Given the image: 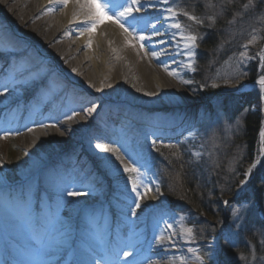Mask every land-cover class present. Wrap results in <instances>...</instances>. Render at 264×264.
I'll return each mask as SVG.
<instances>
[{"label":"bare ground","instance_id":"1","mask_svg":"<svg viewBox=\"0 0 264 264\" xmlns=\"http://www.w3.org/2000/svg\"><path fill=\"white\" fill-rule=\"evenodd\" d=\"M83 2L80 0L78 4L77 0H69L65 7L49 3V0H0V122L4 127L18 128L19 137L35 159L27 184L37 186L34 174L43 170L47 176L45 182L54 189L58 186V169L75 181L85 173L82 184L68 190L84 194L68 197L69 207L80 220L79 225L90 226L102 237L113 236L115 229L118 230L113 223L117 212L110 208L108 199L120 200L130 209L125 235H132L134 228L139 232L138 239L134 234L132 237L137 241L139 253L144 254L142 264H181V256L185 257L186 264H193L188 262L192 259V254L187 252L191 244L185 243L186 237H181L180 230L181 223L185 227L189 221H181L178 212L170 213L166 199L159 191L145 194L139 201L141 207L135 208L126 195L130 186L123 178L128 174L120 166V161L125 162L113 146L117 145L129 156L134 152L132 144L144 135L153 139H172L187 128L196 103L189 100L188 94L175 91L177 87L187 89L182 81L188 73L187 67L183 66L185 58L176 54L175 42L155 43L157 39L169 41L165 28L159 25L161 36L155 37L152 44L146 43L144 49L139 47L135 33L131 44L128 43L129 34L107 17L97 24L95 31H89L90 22L84 20L88 9L80 6ZM100 2L104 3V0ZM108 2L112 6L117 4V0ZM114 15L109 12V16ZM141 15L155 23L153 17L158 13L141 9ZM129 24L125 26L129 27ZM129 33H132L131 27ZM14 38H20L16 45L11 42L16 43ZM23 41L28 43V50L22 49L20 43ZM3 42H7L5 45L11 51L22 50L21 54H4ZM161 49H166L167 54L158 58L152 56V51ZM30 50H38L37 57L24 61ZM41 55L51 58L62 76L53 78L50 74L30 86V80L38 76L43 67L42 64L39 66ZM27 66L33 68L30 75L22 71V67ZM114 85L122 99L119 103L105 104L115 91ZM95 92L97 95L92 97ZM54 93L56 95L52 96ZM99 96L105 101L96 106ZM163 97L172 102L167 105L168 110L160 106ZM93 107L95 111H87ZM34 110L36 113L33 114ZM69 116L72 119H68ZM109 134L113 136L103 143L101 139ZM1 140L0 137V260L4 250L8 251L12 263L18 260L22 264H42L43 261L47 264H111V258L124 260L131 241L121 247L111 242L106 252L99 251V248L78 244L76 233H70L62 218H56L48 227L45 222L49 212L37 201L39 197L21 189L27 184L11 188L2 181L5 149ZM90 142H94L90 145L92 148ZM96 144L114 151L101 152L95 148ZM128 156L126 159L136 165L135 159ZM93 182H98L96 189L88 191ZM37 191L46 197L45 189L37 187ZM133 210L136 215H132ZM155 220L160 221L161 226L155 224ZM166 224H172V229L163 231ZM162 231L165 241L160 244L158 237ZM172 233H175V245L167 239ZM38 236L41 245L33 246L31 242H36ZM40 247L46 248L49 254L42 255Z\"/></svg>","mask_w":264,"mask_h":264},{"label":"rangeland","instance_id":"2","mask_svg":"<svg viewBox=\"0 0 264 264\" xmlns=\"http://www.w3.org/2000/svg\"><path fill=\"white\" fill-rule=\"evenodd\" d=\"M197 1L198 0H194V3L197 4ZM233 1L234 0H204V4H215L217 5V7L215 9H206L204 7V10L201 9L202 13H204L197 14L198 12L196 13L192 8H190V6H188L189 4H187V0H179L177 11L183 9L188 11L190 14L197 15L200 18H204L206 15L211 14L213 11L218 12L220 10V3L223 2L228 5L232 4ZM247 3L248 1L245 4ZM124 4L125 0H119L117 1V4L114 5V7H117V5L122 6ZM234 15V22L229 23V21H233ZM221 17L222 16H218L217 19ZM261 17H264V4L259 3V0H254L253 7L250 9H245L242 6L239 12L232 14V16L227 21V25L224 28L216 31V33H218L219 37L221 38L220 49L215 53L210 54V56L205 61V66L202 67L203 69L200 72H192L187 68L188 73L184 77H182V81L186 84L187 89L185 90L184 88L177 87L175 91L177 93L184 92L186 95H189V100H192L196 103L193 108L197 116L195 115L193 117V119L191 120V125L189 127L190 129L193 128L192 132L194 133L189 138H185V140L187 139V141H185V143H182L183 147L177 146L170 150L171 147L164 146H171V144H161V146L163 147L158 148V145H155V143L153 144L154 140H151V138L150 140L144 137L143 139L138 138L137 141L132 144V147L134 148L133 151L135 153L134 156L138 158L136 159L132 155L128 156L124 154L117 145H113L120 155V158L129 167L133 166L134 164L130 163L126 159V156L133 157L135 160L139 161V163H135V166L137 168H140L141 171L145 173V183L150 182V186H152L153 189L150 192L157 191L156 186L158 185L159 193L161 194V196L165 197L170 207L172 206V199L166 194L165 191H162V183L160 180L162 178H159V176L161 177V175L164 176L165 174L167 175V173L168 175L169 173H172L167 170V168H164V160L166 159V157H168L170 160L174 159L173 163H175V161H180V159L181 161L184 160V162L188 163L187 166L190 169L193 168L194 171L199 168L200 170L198 172H194V175L197 176L198 181L199 179H205V181H207V184H209L207 188H210V186L213 187V185L215 184V181L212 182L211 179L218 176L217 172L223 170L226 172L228 171L229 174L230 172L234 173V177L236 178V182H234L235 185L230 183V179H227L228 175H221V178L223 179L222 182L227 183L224 184L226 185L225 188L228 187L232 190L229 193H225L226 195H224L219 200L218 207L217 209H215L218 217H214L212 215L210 216L205 211H202L200 214H198L192 209L189 210L188 206H176L179 209V213L177 215L180 217L183 216L185 220L189 221L188 225L186 224L185 227H193L194 229L196 242L194 244H191L189 247H199L201 249L199 254L204 257V264H249V260H245L246 258L243 253L232 254V252H225L223 254V244L221 238L229 236L231 237L229 242L233 247L239 244L241 241H244L247 245H249L248 248L251 247V249L255 252V248L251 245L250 241L245 238V231L243 230L244 227H242L243 214L247 207L252 204V200L249 202H244V200L246 199L244 198L243 194L246 189V184L241 187L240 182L248 178L245 177L244 173L254 163H249L242 160L247 148L246 146H244V144L242 145L240 142L236 141L242 135V130L244 127V116H242V127L237 129L235 127V118L241 117L242 113H235L232 115L227 114V112L221 111V105L223 104L222 95L224 94L240 95L259 92L257 88L253 87V82H251L249 78V75L251 74V72H253V70H255V73L258 72V60H250L247 64L241 63L239 64V66L237 65V60L239 52L244 50L241 45L246 43L252 37V35L257 36V42L254 45L249 46V56H255V54L261 48H264V18ZM178 19L181 24L184 25L188 29V31L193 34H203L205 37L209 35L210 30L213 29H210L208 27L209 21H207L206 19L204 25H197L194 21L189 20L183 15H180ZM14 39L16 43L11 41L12 44L16 45L20 42V38ZM6 43H4V46H2V52L4 54H6L7 52H11L12 54H21L22 50L15 49L14 51H11L7 49V46L5 45ZM20 45H23L22 49H26L28 43L23 41V43H20ZM28 49L29 48H27V50ZM230 51H234V53L227 56ZM30 52L31 53H28L27 57L25 56V58H23L24 61L27 59L29 60L30 58L32 59L37 57L38 50H30ZM198 55L200 57V51L197 49L196 61ZM40 57L41 58L39 61L41 63L37 61V66L39 63V66L40 64H42L43 67L41 68V71H39V75L30 80V86L32 85L33 80L35 82H38L42 80L44 76H50V74H53V78H58L60 75L62 76L55 63H52L51 58H43L42 55ZM200 62L201 61L194 64V67L201 68ZM21 64H23V61H21ZM22 68V71L25 74L32 73V67L27 66ZM238 72H246L247 75H237ZM187 81H192V83H187ZM212 83L218 84L219 87H211ZM205 84H207L208 86L202 87V85ZM110 86L112 87L113 84ZM114 87L115 91L113 90V92H111L110 99L108 98L105 101L101 99V96L96 98V106L102 105L104 101L105 104L119 103L122 98L120 97V95H118V89L115 85ZM237 89L239 90L237 91ZM96 92L93 93L92 97L97 95ZM54 95L56 94L54 93ZM161 100L162 102H160V106L168 110L167 105H170L169 103H172L171 100L169 101L165 97H163ZM183 101L187 102L188 100L183 99ZM255 105V101H253L249 107L246 105L243 106V108L255 111L256 109L255 107H253ZM260 110L264 115V100H261L260 102ZM163 114L164 113H162V115ZM181 136L182 135L175 138L176 142L179 140H184V138H181ZM0 137L3 139L1 140L3 141L2 147L3 149H5L3 150L4 156L2 181H4L7 185H18L19 183L27 184L30 180V176H28L29 174H31L29 173V170H31L30 166H33L35 159L32 156L31 152L24 145L22 139L19 137L18 128H5L4 124L0 122ZM258 147L260 149L262 145L260 144V146ZM162 148H165L166 151L162 150ZM153 149H157V152L161 150V152H159V154H155L157 152H153ZM259 149L254 151V153L252 154V159H255V161L259 160L256 166L263 161L262 159H264V157L261 156ZM196 153H200V156L196 157ZM157 157H160L162 161L160 169L156 167V165H159L155 163V159ZM170 160L168 163H170ZM184 165L185 163L179 166L183 167ZM181 167L178 168L177 172L173 171L172 177L176 178L175 183L177 182V184L180 185V183L182 182L184 188L187 187L189 188L188 190L191 191H193L192 187L194 186L202 187L201 185H194V183L192 184L193 186H189L192 182L186 177L190 172L188 168H185V166L183 170ZM125 177L123 178V181L126 183ZM33 178L34 180H38V175L34 174ZM164 178L166 179L165 176ZM182 179L183 181H181ZM167 182L169 183L168 178ZM222 186L223 183H221V187ZM36 187L37 186L32 183L27 184V193L31 195L34 192L33 197L38 196V199L46 208H48L50 204H53V215L56 218L63 219L64 223L66 224L65 227H69L70 233H76L77 240H79L83 244L85 243V245L89 244L88 246H93V244L95 245V243H98L97 239L94 240L91 236L87 237V235L93 234L88 233V231L84 230V228L82 227L80 228L77 220L78 217L75 213L72 212L71 208L69 207L70 203L67 198L60 196L58 198H55V196H53L52 198L49 195H46V197L44 195L40 196L41 192H38ZM225 200L228 201L227 204L224 203ZM234 209H239V211L234 213ZM237 251H239V249ZM241 256H243L244 258L241 259ZM193 259L194 258L188 259V262H191L193 264H200L199 261Z\"/></svg>","mask_w":264,"mask_h":264},{"label":"snow or ice","instance_id":"3","mask_svg":"<svg viewBox=\"0 0 264 264\" xmlns=\"http://www.w3.org/2000/svg\"><path fill=\"white\" fill-rule=\"evenodd\" d=\"M179 0H125V4L120 6V8H115L112 6L108 0H104V3H101L100 0H84V2L80 5L82 8L88 9L87 14L85 15V22H90V28L89 31H95L97 24L103 23L104 19L107 17L108 19H111L114 23L118 24L121 29L125 31V33L129 34V40L128 43L131 44L132 42V34L135 33L134 38L138 40L139 47L141 49L145 48V44H152L155 37L161 36V33L159 31V27L165 28L166 34L169 35V41H165L163 39H157L155 43L157 44H165L168 42H175V51L176 54L181 55L185 58L184 67H187L192 72L197 71V67H194V64L197 63L196 56H197V49L199 48V42L203 40L204 35L203 34H193L188 29L181 24L178 17L180 15H183L187 17L189 20L194 21L197 25H204L205 19L209 21L208 27L214 28L216 24V20L218 16H222L224 11L226 10V3H220L219 4V11H213L211 14L206 15L204 18H200L197 15L190 14L188 11L181 9L180 11H177V5ZM49 3H56L62 6H67L69 3V0H49ZM77 3L80 4V0H77ZM259 3L264 4V0H259ZM254 0H248V3L245 4L243 7L245 9H250L253 7ZM160 6L159 8L157 6ZM204 7L206 9H215L217 5L215 4H208L205 3ZM107 9V11L105 10ZM141 9H144L145 12L148 9L155 10L158 15L153 17L155 20V23L151 22L150 20H145L143 16L141 15ZM109 12H114V16H109ZM264 18V17H261ZM235 15L233 17V21H229V23L234 22ZM123 21V22H122ZM129 21L131 23L129 24ZM141 22H143L141 26ZM129 24V27L132 28V33H129V27H126L125 25ZM187 33V34H186ZM83 35V33H81ZM257 42V36L252 35V37L244 44L241 45V47L244 49L243 51L239 52L238 54V60L237 65L243 63L247 64L250 60H258V79H256L253 82V87L257 88L260 93L261 100H264V48H261L255 56H249L248 49L249 46L254 45ZM90 46V44H89ZM220 47V46H218ZM167 50L161 49L159 51H152L153 57H159L160 55H166ZM167 68V65H165ZM75 71V69H73ZM175 74V73H170ZM237 75H247L246 72L244 73H237ZM187 83H192V81H187ZM208 85H202V87H207ZM211 87L216 88L219 87L218 84L212 83ZM7 89L5 88V91ZM239 89H237L238 91ZM148 95H152V93H148ZM255 107V106H253ZM250 109H245L244 113H242L241 117H236V124L235 127L239 129L243 125L242 116H245L247 112ZM88 112L95 111V107L87 109ZM68 119H72L71 116L68 117ZM31 131V129H29ZM259 142L262 145V147L259 149L261 156H264V127L260 129L259 132ZM155 143V142H153ZM123 147V145H121ZM95 148L100 150L101 152H110L114 151L112 149L107 148L105 145L102 144H96ZM127 151V148H125ZM175 155V154H174ZM196 157L200 156V153L195 154ZM116 159L119 160V157H116ZM259 162V160L254 161V163L249 167V169L244 173L245 177H248L252 173V169L256 167V164ZM2 163V162H0ZM139 163V161H137ZM120 166L122 167V170L124 173H127L128 175L125 177L126 184L130 186L131 192L135 194V198L133 199V204L135 205V208H140L141 205L139 203L140 200L143 199L144 195L147 194L152 190L149 183H145L144 176L145 173L141 171L140 168H137L135 165L129 167L126 164H123L122 161H120ZM247 183V180H243L240 182V186L243 187L244 184ZM157 191H159L158 185ZM68 195L70 196H80L84 195L80 192H69ZM225 204L228 203L227 200L224 201ZM239 209H234V213L238 212ZM132 215H136V212L133 210ZM180 220L183 221L184 217L181 216ZM172 224H166V227L163 231L171 230ZM181 230V237L185 239L186 244H194L196 242V236L193 227L185 228L183 223L180 225ZM163 231L161 235L158 237V241L160 244H163L165 241V236L163 234ZM173 235L175 233H172L171 235H168L167 239L169 241L173 242V245H175V242L173 241ZM36 244L39 246L41 245V241L39 236L36 239ZM207 246V245H206ZM40 252L42 255H48V250L46 248L40 247ZM201 249L199 247H189L187 249V252L192 254V258L199 261L200 264H204V257L201 256L200 253ZM125 256L130 255V253L125 252ZM244 257L241 256V259ZM181 264H186V260L184 256L180 257ZM42 264H47V261H43Z\"/></svg>","mask_w":264,"mask_h":264},{"label":"trees","instance_id":"4","mask_svg":"<svg viewBox=\"0 0 264 264\" xmlns=\"http://www.w3.org/2000/svg\"><path fill=\"white\" fill-rule=\"evenodd\" d=\"M247 1L248 0H234L232 4H228L222 17L217 19L214 28L210 30V34L205 36L200 42L201 68H199L198 72L203 69L202 67L205 66V61L210 56V54L215 53L220 49V47L218 46H221V38L219 37V34L216 33V31L224 28L227 25V21L232 16V14L239 12L241 10V7L244 6ZM203 2L204 0H198L196 4L194 3V0H187V4H189L188 6H190V8H192L196 13L198 12L197 14L204 13H202L201 11V9L204 10ZM249 78L254 82L256 79H258V72L255 73V70H253V72H251V74L249 75ZM223 99L224 100L223 104L221 105V111L227 112V114H241L245 109H247L243 108V106L247 105L249 107L252 102L255 101L256 110H250L244 116V127L242 130V135L236 140L242 145L244 144V146H246L247 148L242 160H244L245 162H253L254 159H252V154L258 149V146L260 144L259 132L263 127V115L260 110L259 94H229L224 95ZM169 160L170 159L166 157L164 166L172 173H169V175L167 173L168 177L165 174V187L168 189L167 192L172 201H179L178 203L188 206L189 209L196 211L198 214H200L202 211H205L210 216L212 215L214 217H218L215 209H217L218 207L219 200L224 195H226L225 193H229L232 190L228 187V189L225 188L226 185L224 184L227 183L222 182L223 179L221 178V175H228L227 179H230V183L234 184V182H236L234 173L230 172L229 174L228 171L226 172L223 170L217 172L218 176L211 179L212 182L215 181V184L213 185V187L210 186V188H207L209 185L207 184V181H205V179H199L198 181L197 176L194 175V172H198L200 170L199 168L194 171L193 168L190 169L187 166L188 163L184 162V160L181 161L180 159V161H175V163H173L174 159H172L170 160V163H168ZM183 163H185V168H188L190 172L186 177L192 182L189 186H193L192 184L194 183V185H201L202 187L194 186L192 187L193 191H191L188 190L189 188L187 187L184 188L182 182L180 183V185H178L177 182L175 183L176 178L172 177L173 171L177 172L178 168L181 167L179 165ZM184 166L181 167L182 170ZM167 178L169 179V183L167 182ZM181 181H183V179ZM221 183H223L222 187ZM246 192L247 194L245 197L247 199H253L254 202L252 203L251 207L243 214L242 227H244L243 230L245 231V238L250 241L251 245L255 248V252L251 249V247L248 248L249 245H247L244 241L240 242V246H238L236 250L230 248L228 246V243H226L225 252H232V254L243 253L246 258L245 260H249V264H264V159L262 164H260L253 170ZM238 249L239 251H237Z\"/></svg>","mask_w":264,"mask_h":264}]
</instances>
